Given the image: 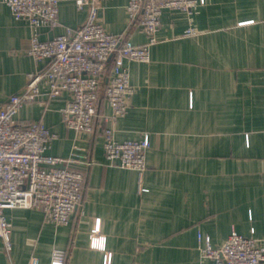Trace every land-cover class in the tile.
Listing matches in <instances>:
<instances>
[{
	"label": "crops",
	"instance_id": "obj_1",
	"mask_svg": "<svg viewBox=\"0 0 264 264\" xmlns=\"http://www.w3.org/2000/svg\"><path fill=\"white\" fill-rule=\"evenodd\" d=\"M128 2L104 0L100 17L107 31L142 44L148 38L130 24ZM88 12L60 0V25L40 28V38L79 26ZM191 27L196 33L186 34ZM33 35L0 1V106L45 65L30 53ZM156 37L149 61L125 59L134 94L114 124L119 141L149 135L145 170L109 163L102 133L68 128L67 92L19 109L17 119L57 133L48 154H76L85 194L66 225L39 209L6 208L12 245L7 251L0 238V264H51L54 249L67 252L65 264H105L109 253L111 264H213L200 246L207 237L220 246L233 230L264 245V0L166 8Z\"/></svg>",
	"mask_w": 264,
	"mask_h": 264
},
{
	"label": "built area",
	"instance_id": "obj_2",
	"mask_svg": "<svg viewBox=\"0 0 264 264\" xmlns=\"http://www.w3.org/2000/svg\"><path fill=\"white\" fill-rule=\"evenodd\" d=\"M0 1L11 8L17 20H26L34 28L30 53L37 62L45 61L43 67L27 75L25 87L0 106V238L10 251L12 223L5 215L6 208L39 209L46 220L66 225L85 194L86 172L72 166L79 162L76 154L68 158L48 154L57 133L41 120L17 119L19 109L41 95L54 97L67 92L61 109L66 126L90 136L102 133L109 163L145 170L149 135L123 141L114 135V124L127 113L134 94L125 59L150 60V47L157 41L164 9L192 13L205 0H129V22L148 38L142 44H133L126 34L106 30L100 17L104 0H74L78 10L88 8L86 20L77 27L64 26L63 31L46 40L40 38V28L60 25V0ZM193 33L196 30L192 27L186 31ZM42 86L48 90L44 92ZM105 104L110 112L103 110ZM99 225L98 219L96 231ZM94 245L98 246L96 236ZM200 247L213 264H264L262 241L235 230L220 246H214L207 237ZM111 257L107 254L105 264H111ZM32 260L31 264H38ZM67 261L65 250H53L51 264Z\"/></svg>",
	"mask_w": 264,
	"mask_h": 264
}]
</instances>
